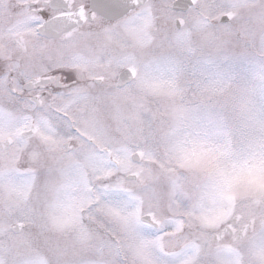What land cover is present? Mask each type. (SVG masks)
Returning a JSON list of instances; mask_svg holds the SVG:
<instances>
[{
	"label": "rangeland",
	"instance_id": "obj_1",
	"mask_svg": "<svg viewBox=\"0 0 264 264\" xmlns=\"http://www.w3.org/2000/svg\"><path fill=\"white\" fill-rule=\"evenodd\" d=\"M173 1L46 46L78 83L41 118L0 100V264H217L202 248L230 212L264 241V0ZM235 264H264L261 246Z\"/></svg>",
	"mask_w": 264,
	"mask_h": 264
},
{
	"label": "flooded vegetation",
	"instance_id": "obj_2",
	"mask_svg": "<svg viewBox=\"0 0 264 264\" xmlns=\"http://www.w3.org/2000/svg\"><path fill=\"white\" fill-rule=\"evenodd\" d=\"M149 1L0 0V100L28 101L38 112V118H41V111L46 105L51 109L54 93L78 83L76 79L67 81L59 71L45 70L41 56H44L46 46L50 48L51 45L71 37L102 36L110 24L122 21ZM175 1L170 5L172 11L186 12L192 6L191 1L187 9L175 10L172 7ZM175 24L178 26L177 22ZM122 71L117 80L120 74L126 72ZM132 79L131 74L130 81ZM92 83L98 86L101 81L95 79ZM31 130L34 131L33 126L21 134L28 132L30 135ZM33 136L34 134L22 141H28ZM8 145V142H3L0 150ZM231 213L233 212L220 217L215 224L210 240H206L202 248H210L212 253H202V260L213 259L217 264H235L237 254H244L247 250L251 252L254 247L259 250L261 246L264 253L263 239L261 244H254L248 236L254 228L252 217L242 221L239 216ZM78 217L79 213L75 212L73 219ZM140 223L153 229L158 226L153 221L152 224ZM88 231L93 232L100 243L110 240L118 243L114 236L109 235V230L93 223Z\"/></svg>",
	"mask_w": 264,
	"mask_h": 264
},
{
	"label": "water",
	"instance_id": "obj_3",
	"mask_svg": "<svg viewBox=\"0 0 264 264\" xmlns=\"http://www.w3.org/2000/svg\"><path fill=\"white\" fill-rule=\"evenodd\" d=\"M191 5V1L190 0H176L173 4H172V7L173 9L175 10H185L187 9L189 6ZM226 21V17H222L220 19V23H224ZM127 75H123L121 76L122 80L119 82L118 85H122L123 83L129 81V79L131 78L130 75L125 72ZM29 136V133L27 134H23V137H27ZM137 158V155L136 156H133V159H136ZM137 161V160H136ZM134 177L133 176H127L126 179L127 180H131L133 179ZM141 221L142 222H147L149 224H152L149 217L148 216H144L141 218Z\"/></svg>",
	"mask_w": 264,
	"mask_h": 264
}]
</instances>
